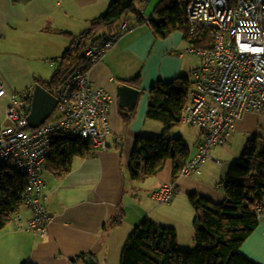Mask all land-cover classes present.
Returning a JSON list of instances; mask_svg holds the SVG:
<instances>
[{
	"label": "crops",
	"instance_id": "crops-1",
	"mask_svg": "<svg viewBox=\"0 0 264 264\" xmlns=\"http://www.w3.org/2000/svg\"><path fill=\"white\" fill-rule=\"evenodd\" d=\"M114 1L0 0V87L8 93L33 95L38 81L53 77L50 68L54 67L50 63L61 58L74 43L73 37L85 33ZM178 4L182 8V22L173 24L174 30L167 37L158 38L149 23H137L101 61L90 67L89 80L93 87L114 98L110 111L113 132L108 138V148L95 150L93 157L75 158L66 177L56 178L45 172L48 195L45 207L53 217L48 234L42 238L34 232L18 231L12 221L0 231V264H22L27 260L34 264H83L81 260L72 262L80 254L92 256L94 264H113L115 260L120 264L124 244L146 219L175 229L182 249L195 248L196 211L189 196L199 195L222 203L226 195L215 187L214 174L196 177L203 175L200 168L201 173L193 178L178 176L174 201L161 208L149 194L174 181V162L168 161L149 187V178L132 181L129 173L137 138L148 136L150 91L160 81L172 82L183 75L192 78L199 68L196 60L191 59L193 54L187 52L190 45L179 29L185 27L186 11L184 3ZM158 6L154 16L146 18L141 13L142 18L147 22L163 21L165 17L159 15ZM139 8L142 10L143 6ZM56 68H59L57 64ZM137 78L139 87H133L141 91V97L134 119L126 121L117 87ZM7 106L8 98H0L2 126L9 125L5 119ZM262 121L264 124V114L248 112L237 123L234 134L255 132L257 137L264 138ZM201 134L199 131L197 144L190 149L191 157L199 152ZM138 192L146 193L151 202ZM120 212H123L122 225L112 227L110 222ZM22 214L24 219L31 217L30 212L23 210ZM240 253L264 264V221L243 244Z\"/></svg>",
	"mask_w": 264,
	"mask_h": 264
},
{
	"label": "built area",
	"instance_id": "built-area-1",
	"mask_svg": "<svg viewBox=\"0 0 264 264\" xmlns=\"http://www.w3.org/2000/svg\"><path fill=\"white\" fill-rule=\"evenodd\" d=\"M60 1V0H55ZM161 1V0H160ZM186 5L188 34L210 33L209 50L189 46L187 52L202 57L203 63L193 73L190 103L183 124L200 130L199 152L181 170V177L192 178L213 160L211 149L227 144L239 120L248 112L264 114V0H181ZM150 0H143L141 6ZM131 30L124 19L109 38L89 43L83 52L87 64L71 68L68 80L55 94L56 109L44 124L31 129L28 116L32 94L8 93L0 87V98H8L5 112L7 126L0 125V168L14 169L28 178L23 195V210L13 216L15 229L34 232L45 238L53 217L45 207L48 200L44 173L51 156L54 134L78 137L90 142L95 150H106L112 134L110 118L114 98L103 89L94 88L89 69L101 61L116 41ZM51 62L50 66H54ZM219 163V162H217ZM176 182L153 192V199L170 204ZM258 220L264 221V196L254 208Z\"/></svg>",
	"mask_w": 264,
	"mask_h": 264
},
{
	"label": "trees",
	"instance_id": "trees-1",
	"mask_svg": "<svg viewBox=\"0 0 264 264\" xmlns=\"http://www.w3.org/2000/svg\"><path fill=\"white\" fill-rule=\"evenodd\" d=\"M142 2H112L107 13L92 22L85 33L73 37L71 48L55 60L59 68L53 77L49 81H38V84L55 95L68 80L72 67L87 64L83 56L85 47L114 34L122 20L132 15L137 17L139 24L149 23L158 38L167 37L174 30L173 24L182 22V8L178 4L183 3L181 0H161L158 9L161 10L159 15L165 17L164 20L151 19L149 22L142 18L139 9ZM183 10L186 11L185 3ZM179 29L185 34L190 46L201 50H209L213 46L209 32L190 36L186 23L185 27ZM139 81L137 78L127 83L139 87ZM193 84V79L185 75L172 82H158L150 91L147 118L164 124L168 130L181 126L185 109L190 103ZM128 112L122 110V115L126 121H131L136 115V109ZM94 155L95 149L89 141L54 134L46 171L56 178H63L70 173L75 158L85 159ZM191 158V150L182 137L170 139L166 135L139 136L129 165L130 178L139 182L154 177L164 169L168 161H173L176 181ZM28 185V178L17 170L0 168V231L12 222L16 213L22 214L23 195ZM225 195L222 203H215L199 195L189 196L196 211L194 249L184 250L180 247L175 229L159 226L146 219L128 238L121 252L120 264H258L241 254L240 248L260 224L254 208L264 196V139L259 141L255 138L248 142L243 157L230 168ZM122 222L123 212H120L110 225L119 227ZM88 257L80 254L72 262L81 260L83 264H90ZM23 264L34 263L27 260Z\"/></svg>",
	"mask_w": 264,
	"mask_h": 264
},
{
	"label": "rangeland",
	"instance_id": "rangeland-1",
	"mask_svg": "<svg viewBox=\"0 0 264 264\" xmlns=\"http://www.w3.org/2000/svg\"><path fill=\"white\" fill-rule=\"evenodd\" d=\"M159 2H160V0H151V2L145 3L143 5V9L140 10L141 13L146 18H149L152 15L154 16L156 7L158 4H160ZM139 5L141 7V4H139ZM127 20L130 22L131 28L138 23L137 17H135L134 15L130 16L129 19H127ZM192 56L193 57H191V59L193 58L194 60H196L195 64L199 65V68L197 69V70H199L202 66L203 59L199 55L193 54ZM51 67H54V68H50V75H52L55 72V70H57L56 63L54 66H51ZM261 124L264 125L263 121L261 122ZM199 131H200L199 129L192 128L186 124H182L181 126L174 127L171 130H168V128L164 124L157 122V121H153V120L150 121L149 120L146 133L150 137H162L164 135H166L170 139L182 137L184 139L185 143L192 150L194 144L195 145L197 144V134ZM255 138H258L259 141L264 139L263 137H257V134H255V132L248 134V133H242V132L237 131V133H235L229 139V142H227V144H225L223 146H215L211 149V154H212L213 158L215 160H217V162L219 161V163H217V162L215 163L214 159L206 161L201 166V170L203 171V175H197L196 177L203 178V177H205V175L207 177L208 173L214 174L215 187L218 186L220 188V192L225 193L226 180H227V175L230 171V168L243 157L245 151L248 148V142L250 140L255 139ZM156 180H157L156 178L150 177L149 180H147L148 187L153 182H155ZM141 194L142 193H139V195L141 197H143L145 200L151 202L153 192H150V194H149V198L151 200L147 199L146 193L142 194V195ZM173 201H174V197H173L172 201L170 202V204ZM154 203L159 205L161 208L167 207V205H162V204H159L155 201H154ZM170 204H168V205H170ZM117 263H118L117 260H115V262H113V264H117Z\"/></svg>",
	"mask_w": 264,
	"mask_h": 264
},
{
	"label": "water",
	"instance_id": "water-1",
	"mask_svg": "<svg viewBox=\"0 0 264 264\" xmlns=\"http://www.w3.org/2000/svg\"><path fill=\"white\" fill-rule=\"evenodd\" d=\"M120 107L126 111H132L136 108L141 97V91L128 84L117 87ZM58 100L54 94L44 86L37 84L33 95L31 110L28 116V122L31 129H37L46 122L56 109ZM88 262L96 263L92 256L88 257Z\"/></svg>",
	"mask_w": 264,
	"mask_h": 264
}]
</instances>
